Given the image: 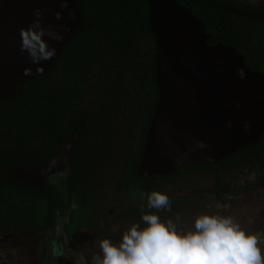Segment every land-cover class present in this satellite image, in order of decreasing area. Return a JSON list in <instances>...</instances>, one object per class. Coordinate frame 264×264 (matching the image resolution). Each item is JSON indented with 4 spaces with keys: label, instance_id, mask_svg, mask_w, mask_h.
Segmentation results:
<instances>
[{
    "label": "trees",
    "instance_id": "obj_1",
    "mask_svg": "<svg viewBox=\"0 0 264 264\" xmlns=\"http://www.w3.org/2000/svg\"><path fill=\"white\" fill-rule=\"evenodd\" d=\"M174 1L203 24L207 45L222 43L246 58L261 51L256 45L264 42V21L242 14H264V2ZM76 6L80 25L57 59L43 74L25 82L17 96L0 100V174L16 165L52 160L62 141L75 136L70 168L63 175L52 176L45 189L19 181L0 183V237L16 234L33 241L46 235L39 245V258L40 248L48 244L58 226L66 240L91 239L86 232L88 212L96 197L92 199L89 190L91 183L106 180L124 186L126 198L133 194L153 197L155 205L147 202L142 207L139 212L147 217L136 228L141 238L139 252L146 251V240L160 226L180 217L179 200L169 190L184 183L183 177L191 181L192 175L204 171V188L215 184L220 197L225 181L234 185L227 191L232 196L264 184V145L262 153H254L255 143L215 162L184 164L169 175L138 176L158 100L157 45L149 23L148 1L76 0ZM68 15L75 14L69 10ZM250 175L254 182L238 184L241 177ZM200 185L194 182L188 188ZM197 198H203L199 204H188L193 230L213 216L217 202L230 201L214 199L208 192L196 193L189 201ZM125 212L135 210L127 208ZM263 233V227L241 225L217 254L192 264H214L233 247L259 239ZM66 260L69 264H93L74 249L68 250Z\"/></svg>",
    "mask_w": 264,
    "mask_h": 264
},
{
    "label": "water",
    "instance_id": "obj_2",
    "mask_svg": "<svg viewBox=\"0 0 264 264\" xmlns=\"http://www.w3.org/2000/svg\"><path fill=\"white\" fill-rule=\"evenodd\" d=\"M147 1L157 45L158 100L138 176L215 162L254 143L264 129V115L252 114L248 91L264 85V78L250 71L231 46L207 45L203 24L174 0ZM242 15L264 21V14ZM80 22L76 0H0V100L17 96L25 82L43 74ZM74 139L64 147L67 156ZM61 168L58 155L40 165H16L0 174V183L42 187Z\"/></svg>",
    "mask_w": 264,
    "mask_h": 264
},
{
    "label": "rangeland",
    "instance_id": "obj_3",
    "mask_svg": "<svg viewBox=\"0 0 264 264\" xmlns=\"http://www.w3.org/2000/svg\"><path fill=\"white\" fill-rule=\"evenodd\" d=\"M254 181L252 175L243 176L239 184ZM212 215L203 226L195 230L188 225L191 220L189 215L187 222L183 220L187 224L183 229L188 231L187 235L174 237L171 234L168 247H150L149 250L139 253L130 247H120L117 252H101L98 251L99 248L90 247L79 239L74 241V248L55 232L48 244L40 248L42 256L39 258V245L44 241L42 237L28 241L16 234H10L0 237V264H37L39 261L46 264H69L66 260L69 249L80 251L93 264H192L194 261L206 260L217 254L227 238L241 225L264 228V184L257 190L236 198L232 203L216 204ZM253 242L257 244L252 246ZM214 264H264V233L259 239L233 247L228 256Z\"/></svg>",
    "mask_w": 264,
    "mask_h": 264
},
{
    "label": "flooded vegetation",
    "instance_id": "obj_4",
    "mask_svg": "<svg viewBox=\"0 0 264 264\" xmlns=\"http://www.w3.org/2000/svg\"><path fill=\"white\" fill-rule=\"evenodd\" d=\"M263 2L264 0H261L260 3L262 4ZM256 46L258 47L257 49L261 51H255L253 54H250V56L247 58L243 55V53L236 51L235 48L234 50L238 55L242 56L244 64L250 71L264 78V42L261 43V41H259V43ZM248 95H249L248 102L250 106L249 108L252 114L257 115L258 113H260L264 115V85L258 83L257 85L251 86L249 88ZM259 105H261L260 111H257ZM69 139L70 138L62 141L61 147L57 154L58 158L62 160V168L58 172V174L60 175L61 174L63 175L64 173L69 171L70 168V156L74 148L75 139H74V144L72 145L70 155L67 156L65 154L64 147L69 143L68 141ZM254 143L255 144L253 145L251 151H253L254 153H262L261 148H262V144L264 145V129L262 130L258 139ZM197 164H203V163H197ZM177 168H175L173 171H175ZM172 172L168 173L167 175L171 174ZM54 175H50L45 178L43 185L41 187L42 189L46 188L49 180ZM188 178H189L188 176L183 177L182 180L183 179L185 180L184 183H179L173 186L169 190L171 193H174L176 199L179 200L181 207L180 217H177L174 223L167 224L165 226H160L158 228V231L154 233V235L152 236L153 239L150 242L146 240L147 242L146 244H149L146 245L148 249H150V247H155V248L166 247V246L168 247V244L171 242V237H172V236L170 237L171 234H173L174 237L183 234L187 235L188 231L183 230L184 227L187 226V224H184L183 220H186L187 217L189 216L188 204L189 203L199 204V202L203 199V198H197L195 200L192 199L191 201H189L190 197L193 196L194 194L199 192L200 193L208 192L210 195H212L214 199L215 198L217 200L219 198L229 199L230 201L227 204L232 203L236 200V198L243 196V195L241 196L227 195V191L230 188L234 187V185H230V182H226V181L224 183H226L227 185L222 191V195H223L222 197L218 196L216 192L217 187L215 184L210 183V185L205 189L203 184L204 182L203 180L205 178L204 171H199L197 174L192 175L191 181H189ZM97 181H98L97 183L95 182L91 183V187L89 190V194L92 196V199L96 197V199L91 203L90 211L88 212L90 218V224L87 225L88 229L86 230V232L89 235V237H91V239L86 241L82 238H71L67 240L68 244H70V246L75 248L74 241L79 239L84 241L90 247L99 248L98 251L101 252H114V251L117 252L120 251V247H124V248L130 247L135 250L134 252L139 253L138 248H140L141 246V238L139 235V229L136 230V228H139L140 220L147 217L146 214L139 211H142V207L145 204H147V202H149L150 205L154 206L155 204L153 197L145 198L140 194L138 195L133 194L131 199L126 198V190L124 189V186L118 184L116 185L115 182H110L106 180H97ZM194 182H199L201 185L188 188L189 185H191ZM62 183L63 182H61V185ZM240 185H244V184H240ZM217 204L226 205L221 201L217 202ZM72 207L71 209H73ZM127 208L134 209L135 213H126L125 211ZM199 216L200 215H198V217ZM125 220H127L128 222L125 223ZM55 232L57 235L59 233V235L64 237V239L66 240L63 230L61 229L60 226L56 227ZM41 237L43 238V240L46 239V235H42ZM124 243H126L127 245H125Z\"/></svg>",
    "mask_w": 264,
    "mask_h": 264
}]
</instances>
